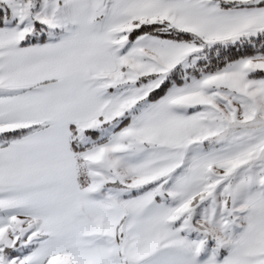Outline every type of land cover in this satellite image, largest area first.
Returning <instances> with one entry per match:
<instances>
[{
    "label": "snow or ice",
    "instance_id": "6c2138e0",
    "mask_svg": "<svg viewBox=\"0 0 264 264\" xmlns=\"http://www.w3.org/2000/svg\"><path fill=\"white\" fill-rule=\"evenodd\" d=\"M0 264H264V0H0Z\"/></svg>",
    "mask_w": 264,
    "mask_h": 264
}]
</instances>
